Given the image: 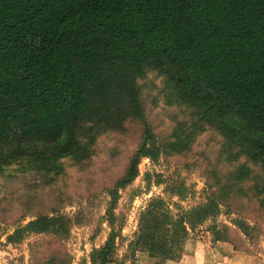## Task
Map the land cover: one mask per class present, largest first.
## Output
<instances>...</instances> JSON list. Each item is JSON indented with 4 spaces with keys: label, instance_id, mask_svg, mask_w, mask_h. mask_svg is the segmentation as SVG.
I'll list each match as a JSON object with an SVG mask.
<instances>
[{
    "label": "trees",
    "instance_id": "1",
    "mask_svg": "<svg viewBox=\"0 0 264 264\" xmlns=\"http://www.w3.org/2000/svg\"><path fill=\"white\" fill-rule=\"evenodd\" d=\"M151 73L189 111V121L164 138L143 98L140 81ZM208 130L222 144L219 158L234 169L215 174L197 207L174 202L175 212L165 199H153L128 245L132 262L139 253L180 260L208 221L212 244L236 246L235 233L216 219L223 207L243 208L242 200L264 193V0H0V161L84 163L101 134L137 133V149L109 191L110 232L90 264H124L119 252L127 239L116 206L142 160L187 155ZM215 169L207 171L213 176ZM164 183L159 175L156 184ZM172 193L186 197L183 185ZM80 222L39 215L7 240L42 236L31 245L33 264H72L61 244ZM235 225L251 231L243 221Z\"/></svg>",
    "mask_w": 264,
    "mask_h": 264
},
{
    "label": "rangeland",
    "instance_id": "2",
    "mask_svg": "<svg viewBox=\"0 0 264 264\" xmlns=\"http://www.w3.org/2000/svg\"><path fill=\"white\" fill-rule=\"evenodd\" d=\"M151 73L141 80L143 98L148 115L154 122L160 138L172 134L178 122L189 121V111L176 100L174 90ZM214 131L208 130L198 137L192 151L187 155L165 157L158 163L143 159L139 177L126 188L119 190L116 214L124 225L126 239L120 248L119 259L124 264H133L129 243L138 230L139 217L147 205L156 198H163L173 206L178 202L185 209L197 207L206 201L209 183L215 174L234 169L219 158L221 145ZM137 133L124 136L120 133L101 134L94 146L90 160L79 163L75 158L58 160L21 159L0 161V259L3 263L33 264L31 245L42 236L31 235L19 243L11 244L7 237L20 223H28L39 215L61 214L70 218L79 217L82 222L72 227L70 234L62 240L63 249L71 254L72 264H87L94 247L102 245L110 232L106 211L110 207V188L121 177L128 161L137 149ZM216 166L211 176L207 169ZM152 176L147 179V175ZM162 175L165 183L157 185ZM220 176V175H219ZM252 183V182H249ZM183 185L186 197L181 199L172 189ZM251 194L249 197H252ZM243 208L232 206L222 208L216 219L219 228L230 227L236 236V246L228 249L237 264H264V193L258 200H242ZM237 205V204H236ZM56 211V212H55ZM240 220L250 226L245 234L235 225ZM208 221L197 229L196 239L212 240L207 230ZM209 235V236H208ZM50 237L46 240L50 241ZM193 239L187 241L184 249L190 252ZM61 243V242H60ZM59 243V244H60ZM190 249V250H189ZM41 261L45 249H37ZM141 254V253H139ZM183 257V256H182ZM44 259V258H43ZM182 259V258H181ZM47 259H44L46 261Z\"/></svg>",
    "mask_w": 264,
    "mask_h": 264
},
{
    "label": "crops",
    "instance_id": "3",
    "mask_svg": "<svg viewBox=\"0 0 264 264\" xmlns=\"http://www.w3.org/2000/svg\"><path fill=\"white\" fill-rule=\"evenodd\" d=\"M205 238H194L191 243L189 242L187 245L191 246V250L189 249L190 252H188L187 247L180 260L162 261L141 253L137 255L133 264H237L233 262L235 259L226 243L212 244L210 237ZM87 264H90V262Z\"/></svg>",
    "mask_w": 264,
    "mask_h": 264
},
{
    "label": "water",
    "instance_id": "4",
    "mask_svg": "<svg viewBox=\"0 0 264 264\" xmlns=\"http://www.w3.org/2000/svg\"><path fill=\"white\" fill-rule=\"evenodd\" d=\"M0 264H11V263H3L2 260L0 259Z\"/></svg>",
    "mask_w": 264,
    "mask_h": 264
}]
</instances>
